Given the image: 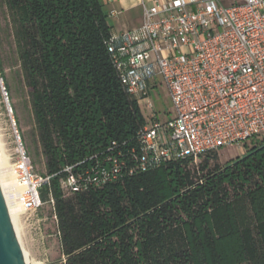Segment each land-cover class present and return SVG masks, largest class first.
<instances>
[{"label":"trees","instance_id":"obj_1","mask_svg":"<svg viewBox=\"0 0 264 264\" xmlns=\"http://www.w3.org/2000/svg\"><path fill=\"white\" fill-rule=\"evenodd\" d=\"M30 89L65 264H264V141L65 195V165L91 166L143 123L122 89L102 0H3Z\"/></svg>","mask_w":264,"mask_h":264},{"label":"built area","instance_id":"obj_2","mask_svg":"<svg viewBox=\"0 0 264 264\" xmlns=\"http://www.w3.org/2000/svg\"><path fill=\"white\" fill-rule=\"evenodd\" d=\"M140 26L111 35L107 49L143 123L132 140L112 142L91 166L65 165V195L87 191L171 162L197 163L209 152L264 141V0H139ZM164 85L172 113L162 119L150 99ZM24 211L42 204L49 177L16 166Z\"/></svg>","mask_w":264,"mask_h":264},{"label":"rangeland","instance_id":"obj_3","mask_svg":"<svg viewBox=\"0 0 264 264\" xmlns=\"http://www.w3.org/2000/svg\"><path fill=\"white\" fill-rule=\"evenodd\" d=\"M150 99L159 118L172 113V104L163 84L157 93L151 91ZM251 146L252 143L246 144V148ZM22 151L29 159L34 175L45 173L30 89L20 67L7 8L0 0V159L15 181ZM244 151L241 153L237 145L223 146L217 151L218 162L229 163ZM17 225L20 246L32 262L65 264L52 204L42 203L35 211L21 209Z\"/></svg>","mask_w":264,"mask_h":264},{"label":"crops","instance_id":"obj_4","mask_svg":"<svg viewBox=\"0 0 264 264\" xmlns=\"http://www.w3.org/2000/svg\"><path fill=\"white\" fill-rule=\"evenodd\" d=\"M102 3L112 35L140 26L142 7L139 0H102Z\"/></svg>","mask_w":264,"mask_h":264},{"label":"water","instance_id":"obj_5","mask_svg":"<svg viewBox=\"0 0 264 264\" xmlns=\"http://www.w3.org/2000/svg\"><path fill=\"white\" fill-rule=\"evenodd\" d=\"M0 264H27L0 183Z\"/></svg>","mask_w":264,"mask_h":264},{"label":"bare ground","instance_id":"obj_6","mask_svg":"<svg viewBox=\"0 0 264 264\" xmlns=\"http://www.w3.org/2000/svg\"><path fill=\"white\" fill-rule=\"evenodd\" d=\"M0 183H1V186L4 192V196H5L9 211H10L12 223L14 225V229L18 237L17 220H18L19 212L22 209L21 205L18 202V192H19L20 187L18 183L15 181L10 171L4 167L1 159H0ZM23 254H24V258L27 264H37L35 262H32L24 251H23Z\"/></svg>","mask_w":264,"mask_h":264}]
</instances>
